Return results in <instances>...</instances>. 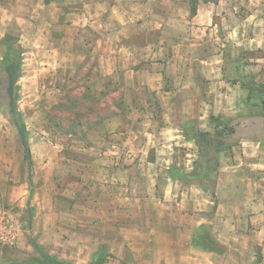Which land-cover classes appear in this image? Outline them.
I'll return each mask as SVG.
<instances>
[{"label":"crops","instance_id":"0c3cea01","mask_svg":"<svg viewBox=\"0 0 264 264\" xmlns=\"http://www.w3.org/2000/svg\"><path fill=\"white\" fill-rule=\"evenodd\" d=\"M19 45L28 106L36 95L70 133L54 145L72 185L54 194L101 205L104 242L153 264H264V0H0V64ZM218 118L246 135L209 172L189 126L215 132ZM206 227L224 251L199 243Z\"/></svg>","mask_w":264,"mask_h":264},{"label":"rangeland","instance_id":"374dc122","mask_svg":"<svg viewBox=\"0 0 264 264\" xmlns=\"http://www.w3.org/2000/svg\"><path fill=\"white\" fill-rule=\"evenodd\" d=\"M255 55L259 54L251 53L249 56ZM27 59L26 51L19 45L9 49L8 57L0 64V262L13 264L28 261L37 254L32 246L35 241L52 257L66 259L70 256L73 259L71 261L76 264H153L151 261L155 262L153 260L156 258L152 255L160 252L153 246L147 251L152 257H141L142 255L131 247L129 251L122 252L119 243L103 241L111 235V229L91 224L92 221L101 223L100 220L106 217V211L99 207L101 205H91L87 211L82 207L73 209V205L67 204L71 201V195L54 194L61 187L63 190L70 189L71 180L66 174L73 169L67 161L71 157L70 150L54 145L55 139L59 136L68 137L70 133L66 128L61 129L55 121L59 112L53 109L47 111V103L44 105L43 100L36 98V95L30 96V107L28 106L23 91L28 89L27 93H31L37 84L27 82L28 72L33 69L32 66H27ZM12 64L14 71L9 72V65ZM94 112L90 111L83 116L93 118ZM16 114H19L23 122L24 137L19 131ZM63 119L69 123L71 117L64 113ZM214 122L220 126L206 136H199L201 131L193 125L189 126V134L197 137L196 140L202 144L200 157L195 164L197 167H205L209 172L217 168L219 157L227 155L242 136L246 135V132L241 131L239 119H218ZM260 132L262 133V130ZM43 137L47 139L44 140ZM27 147L31 152L30 161L25 159ZM43 155L49 157L45 159ZM207 182L210 180L207 179ZM71 213L73 217L70 216ZM55 220L61 224L58 229ZM139 221L143 228H151L149 218L142 216ZM204 230L206 236L203 238V244L218 252L226 249L225 246L212 241L213 229L206 227ZM135 241L139 246V236L135 235ZM166 245L167 243H161L162 251ZM181 245L184 250L188 249L184 240ZM236 248L240 249V245L237 244ZM252 251L260 262L261 248L257 245ZM120 252L123 257L119 256ZM92 253L97 255L95 260L85 262ZM71 261L66 262L72 263Z\"/></svg>","mask_w":264,"mask_h":264},{"label":"trees","instance_id":"16d2710c","mask_svg":"<svg viewBox=\"0 0 264 264\" xmlns=\"http://www.w3.org/2000/svg\"><path fill=\"white\" fill-rule=\"evenodd\" d=\"M13 71H14V65L13 64L12 65H9V72H13ZM16 115L18 117L17 118V120H18L17 123H18L19 131L21 132L22 136L24 137L25 131H24L23 122L20 120L19 114H16ZM218 119H213V120H217L218 121ZM215 125H216V128L217 129L220 126V124H218V123H215ZM222 130H224V127H222ZM207 134L209 135V133H207V132L206 133L205 132L204 133H202V132H199L198 133L199 136H203V135L206 136ZM196 139H197V137H196ZM197 142H198L199 147L202 148L201 142L198 141V140H197ZM25 159L27 161H30L31 160V152H30L29 147H27L26 150H25ZM202 241H199V243L200 244H203ZM196 242H198V241H196ZM203 245H205V244H203ZM32 246H33L35 252L37 253L36 256H33L28 261H24V263H13V264H72V263H69V262H66V261H59L55 257H52L47 252H45L41 248V246L37 242H35V241L32 242ZM205 246H207V245H205ZM208 248H210V247H208ZM210 249H212V248H210ZM2 263H5V262H2Z\"/></svg>","mask_w":264,"mask_h":264}]
</instances>
